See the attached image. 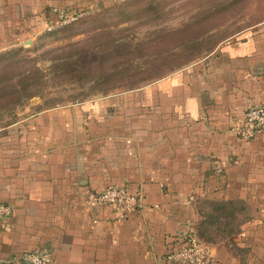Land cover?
<instances>
[{
    "label": "crops",
    "instance_id": "obj_1",
    "mask_svg": "<svg viewBox=\"0 0 264 264\" xmlns=\"http://www.w3.org/2000/svg\"><path fill=\"white\" fill-rule=\"evenodd\" d=\"M118 1L0 0V52ZM256 105L264 22L141 88L0 130V202L12 212L0 264L35 250L54 264H177L171 251L214 204L233 207L237 229L209 241L216 264H264V133L243 134ZM110 186L139 198L137 209L117 218L91 206Z\"/></svg>",
    "mask_w": 264,
    "mask_h": 264
},
{
    "label": "rangeland",
    "instance_id": "obj_2",
    "mask_svg": "<svg viewBox=\"0 0 264 264\" xmlns=\"http://www.w3.org/2000/svg\"><path fill=\"white\" fill-rule=\"evenodd\" d=\"M264 22V0H119L0 52V130L135 90Z\"/></svg>",
    "mask_w": 264,
    "mask_h": 264
},
{
    "label": "built area",
    "instance_id": "obj_3",
    "mask_svg": "<svg viewBox=\"0 0 264 264\" xmlns=\"http://www.w3.org/2000/svg\"><path fill=\"white\" fill-rule=\"evenodd\" d=\"M52 30V29H49ZM247 133H264V105L250 107L245 114ZM139 198L129 194L118 186H110L96 194L90 201L91 206L112 207L114 216L123 218L134 212L139 206ZM11 208L0 202V224H4L11 216ZM168 260L177 264H216L210 254L209 245L202 243L194 234L184 238L177 250L171 251ZM21 264H54L52 255L48 252L35 250L24 255Z\"/></svg>",
    "mask_w": 264,
    "mask_h": 264
},
{
    "label": "trees",
    "instance_id": "obj_4",
    "mask_svg": "<svg viewBox=\"0 0 264 264\" xmlns=\"http://www.w3.org/2000/svg\"><path fill=\"white\" fill-rule=\"evenodd\" d=\"M211 209L213 213L207 215L204 222L201 221L196 226V230L187 233L184 235V238H187L190 234H194L199 241L209 245V241L211 240L237 232L236 227L233 225L235 223V213L232 211V206L214 204Z\"/></svg>",
    "mask_w": 264,
    "mask_h": 264
}]
</instances>
